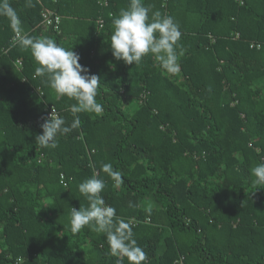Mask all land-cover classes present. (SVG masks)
Returning a JSON list of instances; mask_svg holds the SVG:
<instances>
[{
    "label": "trees",
    "instance_id": "1",
    "mask_svg": "<svg viewBox=\"0 0 264 264\" xmlns=\"http://www.w3.org/2000/svg\"><path fill=\"white\" fill-rule=\"evenodd\" d=\"M9 3L24 34L79 53L100 77L104 111L78 114L54 149L36 143L46 110L70 124L76 101L35 75L0 16V264H129L104 233L71 232V207L89 204L78 186L94 174L131 222L144 264H264V184L252 174L264 163V0H144L180 25L176 74L151 54L138 65L113 57L112 19L130 0ZM45 10L61 17L59 31L44 25Z\"/></svg>",
    "mask_w": 264,
    "mask_h": 264
},
{
    "label": "clouds",
    "instance_id": "2",
    "mask_svg": "<svg viewBox=\"0 0 264 264\" xmlns=\"http://www.w3.org/2000/svg\"><path fill=\"white\" fill-rule=\"evenodd\" d=\"M0 16L7 17L13 32L18 34L13 38L12 46L19 45L31 51L39 65L35 68V75L41 77L42 82L51 87L58 97L66 96L76 101L68 108L73 117L70 124L53 108L47 117L42 118V133L36 136V143L54 149L60 136L80 127L78 114L99 115L104 111L96 99L100 77L80 63L81 56L73 51V47L67 49L49 37L24 34L21 20L9 0H0ZM112 25L110 49L116 60L138 65L151 54L165 72L176 74L180 71L179 57L183 55V49L179 41L182 33L172 16L153 12L144 0H130L129 6L113 17ZM102 172L115 184L123 183L122 173L115 170L111 163L102 164ZM252 174L257 178V184H264V163L254 167ZM104 188L105 181L95 174L79 184L78 190L89 204L78 210L71 207V232L78 233L87 226L95 232L104 233L114 256L126 257L129 264H144L147 253L137 244L131 222L118 217L116 209L105 203L101 196Z\"/></svg>",
    "mask_w": 264,
    "mask_h": 264
},
{
    "label": "built area",
    "instance_id": "3",
    "mask_svg": "<svg viewBox=\"0 0 264 264\" xmlns=\"http://www.w3.org/2000/svg\"><path fill=\"white\" fill-rule=\"evenodd\" d=\"M102 1V3L104 4V5H107V0H101ZM236 2L238 3V4H240V5H244L245 4V0H236ZM43 23H44V25L45 26H47V27H53L55 30H57V31H59L60 29H59V26H60V23H61V17L60 16H58V15H55L52 11H50V10H45L44 12H43ZM99 24H100V27L102 28L103 27V25H104V22H103V20L102 19H100L99 20ZM18 35V34H17ZM16 35V36H17ZM15 36V37H16ZM251 48H260V44H255V43H252L251 45ZM17 64L19 65V66H21L22 65V62L21 61H17ZM41 95H42V93H41ZM52 108H53V110H54V112H56V113H58L59 114V112H58V110L55 108V107H49L47 110H46V112H45V114H44V116H42L40 119H39V122H43V117H47L49 114H50V112H51V110H52ZM60 115V114H59ZM61 182H62V184L64 185V186H67L68 185V183H67V180L65 179V177L62 175L61 176ZM135 224V223H134Z\"/></svg>",
    "mask_w": 264,
    "mask_h": 264
},
{
    "label": "rangeland",
    "instance_id": "4",
    "mask_svg": "<svg viewBox=\"0 0 264 264\" xmlns=\"http://www.w3.org/2000/svg\"><path fill=\"white\" fill-rule=\"evenodd\" d=\"M133 106H135V104Z\"/></svg>",
    "mask_w": 264,
    "mask_h": 264
}]
</instances>
